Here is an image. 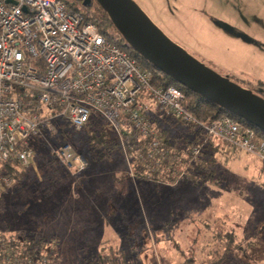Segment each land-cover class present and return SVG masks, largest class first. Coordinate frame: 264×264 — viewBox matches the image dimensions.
<instances>
[{"label": "rangeland", "instance_id": "rangeland-1", "mask_svg": "<svg viewBox=\"0 0 264 264\" xmlns=\"http://www.w3.org/2000/svg\"><path fill=\"white\" fill-rule=\"evenodd\" d=\"M133 1L195 59L264 98V84H258L264 69L238 72L233 47L247 45L263 62L264 0ZM79 10L87 12L81 4ZM165 125L171 152L190 149L196 140L201 159H215V166L196 180H186L193 177L186 173L175 182L137 178L129 139L139 136L131 128L117 130L94 111L81 131L63 120L52 123L51 136L30 142L29 167L16 166L14 183L0 197V239L42 240L52 251L36 264H264L263 163L188 126ZM64 144L88 161L78 176L53 154ZM186 167L178 165L179 173Z\"/></svg>", "mask_w": 264, "mask_h": 264}, {"label": "built area", "instance_id": "built-area-1", "mask_svg": "<svg viewBox=\"0 0 264 264\" xmlns=\"http://www.w3.org/2000/svg\"><path fill=\"white\" fill-rule=\"evenodd\" d=\"M83 1L0 0V196L14 183L6 170L29 167L33 139L51 136L52 123L60 120L81 131L93 111L115 129L127 126L143 139L130 137V142L148 140L136 149L135 159L154 173L177 160L164 149L153 125L156 113L251 154L264 165L263 139L227 116L212 123L196 119L184 106L183 92L156 87L150 70L86 20L78 11ZM52 151L73 176L88 167L71 144ZM202 153L201 147L193 148V163Z\"/></svg>", "mask_w": 264, "mask_h": 264}, {"label": "water", "instance_id": "water-1", "mask_svg": "<svg viewBox=\"0 0 264 264\" xmlns=\"http://www.w3.org/2000/svg\"><path fill=\"white\" fill-rule=\"evenodd\" d=\"M95 1L130 48L161 73L264 132L263 97L195 59L168 38L133 0ZM91 4L92 0H84V6Z\"/></svg>", "mask_w": 264, "mask_h": 264}, {"label": "trees", "instance_id": "trees-1", "mask_svg": "<svg viewBox=\"0 0 264 264\" xmlns=\"http://www.w3.org/2000/svg\"><path fill=\"white\" fill-rule=\"evenodd\" d=\"M82 6L84 9L87 10V12L84 13V15L88 22L94 23L97 26V28L100 30V32L104 34L110 41H112L115 45L119 46L128 55L137 59L144 68L150 70L153 73V76H154L153 83L156 87L158 88L175 87L181 92H183L185 96L184 106L191 113V115H193L196 119H199L205 123H212L214 121H217L227 116V117L232 118L235 122H237L244 128L254 131L259 138L264 140V132L262 130L257 129L255 126L233 115L227 110L219 107L218 105L212 103L211 101H208L202 96L197 95L193 93L192 91H190L189 89L181 86L176 81H174L172 78L161 73L157 68H155L149 62H147L144 58H142L138 53H136L132 48H130V46L125 42L123 37L119 34V32L113 26L107 14L102 10L100 5L95 0H92V4L90 7L84 6V1H83ZM78 11H81V10L78 9ZM151 120L153 122L154 127L161 133L160 136L163 140L164 149H168L169 151L173 150L170 147V145L172 146V144H169L170 142L169 131L164 126H161L160 122H157V121L155 122V119L153 117H151ZM87 125H89V123ZM192 130L194 129L192 128ZM194 131H196L198 135L199 134L203 135L202 137H204L205 139L207 138V140H209V142L211 143H213V141H218V140L210 138L208 135H206L204 132L200 130L199 131L194 130ZM104 141H105L104 137H99V139H97V142L100 145H103ZM197 141H199V137ZM219 142L220 144L224 145L225 147H228L229 149L232 148L224 144L221 141ZM132 143H133V147L130 151H131V154L135 155L136 149H138V147L139 148L142 147V145L140 144L143 143V145L145 146V144L148 143V140L142 141L141 143H138L137 141L134 140L132 141ZM191 144L189 145L190 149H186V150L179 149L178 154L174 153L175 151L173 152L170 151L172 153V156H174V158L177 159L176 163L172 167H170L169 165H165L160 171V172L163 171V175L161 177L159 176L160 172L154 173L152 170H149L150 176L145 177L146 168H140L139 163H137L136 159H134L135 161L134 163L137 166V167L134 166L135 176L137 178L139 177L143 179H151V180H155V181L163 182V183L168 182V181L175 182L176 177L174 178V176L175 175L179 176L181 173V171L179 173L178 165H180V167L182 165H187L186 174L187 175L193 174V177L191 178V176L189 175L188 179L186 180L189 181L190 179H193V178L196 180L197 174L199 171L200 172L210 171V169L215 166V164L212 163L214 162L215 159L208 160V159L203 158V159H199L198 161H196V163H193L194 159L192 156V151H193L194 146H196V140L192 141ZM219 151H222V150L220 149ZM6 172L9 176H12L13 178L18 173L16 169L11 168V167L7 169ZM17 240L4 239V238L0 239V264H4V263L5 264H36V260H45L52 251L51 249H44L42 247V244H43L42 240H32V239H25L21 237H19ZM5 242H6L5 245L7 246L6 248L8 249V251L6 250L5 253L3 254L2 246ZM9 250L12 251L11 257H9V253H7L9 252ZM216 264H222V263L219 262Z\"/></svg>", "mask_w": 264, "mask_h": 264}, {"label": "crops", "instance_id": "crops-1", "mask_svg": "<svg viewBox=\"0 0 264 264\" xmlns=\"http://www.w3.org/2000/svg\"><path fill=\"white\" fill-rule=\"evenodd\" d=\"M236 46H238V48L236 50L239 53L238 58H240V59H238V64H239V66H238L239 68L237 70L238 72L244 73L242 71H245V72H247L246 73L247 75H250L251 72H250L249 68L250 69L252 68V70H255V69H264V60H263V62L258 61L257 56H256L258 54L256 52L250 53L249 52V49H251V48L249 46L245 45L244 47H242V46H239L237 44H234L233 47H236ZM236 50H235V52H236ZM260 50H261V54H262L263 51H264V47L261 48ZM229 52L232 53V51H229ZM259 64H261V66H259ZM245 79H248V78H245ZM153 118L155 119V122L156 121L157 122H160L161 123L160 125L161 126H164V127L167 126L165 124H167V123L170 124L171 122H176L177 124L181 125L175 119H173L172 117L166 115L165 113H156L153 116ZM187 129H190V127H188ZM3 195H1L0 197H3ZM241 262H244L245 263L246 260L245 259H244V261L241 260Z\"/></svg>", "mask_w": 264, "mask_h": 264}, {"label": "flooded vegetation", "instance_id": "flooded-vegetation-1", "mask_svg": "<svg viewBox=\"0 0 264 264\" xmlns=\"http://www.w3.org/2000/svg\"><path fill=\"white\" fill-rule=\"evenodd\" d=\"M258 84L262 85V84H264V83H263L262 81H259Z\"/></svg>", "mask_w": 264, "mask_h": 264}, {"label": "bare ground", "instance_id": "bare-ground-1", "mask_svg": "<svg viewBox=\"0 0 264 264\" xmlns=\"http://www.w3.org/2000/svg\"><path fill=\"white\" fill-rule=\"evenodd\" d=\"M167 146V145H166ZM179 153V152H178Z\"/></svg>", "mask_w": 264, "mask_h": 264}]
</instances>
